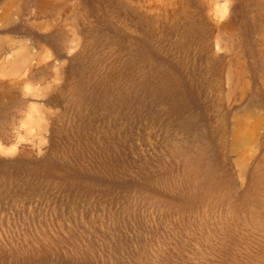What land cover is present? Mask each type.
I'll return each mask as SVG.
<instances>
[{
  "label": "rangeland",
  "instance_id": "1",
  "mask_svg": "<svg viewBox=\"0 0 264 264\" xmlns=\"http://www.w3.org/2000/svg\"><path fill=\"white\" fill-rule=\"evenodd\" d=\"M48 3L0 1V264H264V0Z\"/></svg>",
  "mask_w": 264,
  "mask_h": 264
},
{
  "label": "bare ground",
  "instance_id": "2",
  "mask_svg": "<svg viewBox=\"0 0 264 264\" xmlns=\"http://www.w3.org/2000/svg\"><path fill=\"white\" fill-rule=\"evenodd\" d=\"M1 1V0H0ZM37 3V6L42 7L43 5H48L49 3L46 0H35ZM51 1V0H50ZM180 2V1H179ZM227 3V0H224V4ZM213 7V6H212ZM226 8V6H225ZM51 9V8H50ZM42 10V9H41ZM212 12V11H211ZM208 14V13H207ZM215 14V13H214ZM217 14V12H216ZM219 14V13H218ZM209 16V15H207ZM215 20H216V16H215ZM219 21V20H218ZM214 27V26H213ZM222 28V27H221ZM217 29V28H216ZM222 35V34H221ZM218 37V36H217ZM264 39V37H263ZM217 44V43H216ZM23 45V44H22ZM1 46V45H0ZM25 47V46H24ZM7 48V47H6ZM21 48V47H20ZM9 49V48H8ZM14 52V51H13ZM28 52V51H27ZM27 52L24 51H19L16 52V57L15 59L9 64V69L11 72L13 73H18L19 71H23L27 68L26 65H28V63L30 61H32L35 57V53L32 54H27ZM15 53V52H14ZM235 61V60H234ZM31 63V62H30ZM231 64V63H230ZM4 66V65H3ZM235 69V68H234ZM7 71V72H10ZM231 72V71H230ZM235 72V71H234ZM227 73V72H226ZM236 73V72H235ZM6 74V73H5ZM4 74V75H5ZM13 75V74H12ZM16 75V74H15ZM230 75V74H229ZM228 75V76H229ZM238 75V74H236ZM235 77V76H234ZM237 77V76H236ZM232 79V78H231ZM230 79V81H231ZM239 79V78H238ZM228 80V79H227ZM235 82V81H234ZM239 84V83H238ZM236 86V83L235 85ZM229 88V87H228ZM233 88V85H232ZM235 88V87H234ZM235 90V89H234ZM244 90H242L243 92ZM233 93V91H231L230 95ZM238 93V92H237ZM241 93V92H240ZM229 94V93H228ZM233 95V94H232ZM243 95V93H242ZM241 95V96H242ZM241 98V97H239ZM240 100V99H239ZM244 114V113H243ZM245 115H239L236 116L235 118V125H234V129H233V135H232V152L237 154V159H236V164L240 170V172H244L246 170L247 167V162L251 160V158H253L252 156L254 155V153H256V148H257V144H256V140H257V129L259 128V125L257 124V122H249L247 119H245ZM234 118V117H233ZM254 121V120H253ZM260 123V122H259ZM256 155V154H255Z\"/></svg>",
  "mask_w": 264,
  "mask_h": 264
}]
</instances>
